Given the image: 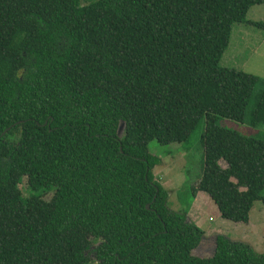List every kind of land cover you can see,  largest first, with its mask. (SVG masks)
Here are the masks:
<instances>
[{"label": "trees", "instance_id": "16d2710c", "mask_svg": "<svg viewBox=\"0 0 264 264\" xmlns=\"http://www.w3.org/2000/svg\"><path fill=\"white\" fill-rule=\"evenodd\" d=\"M261 4L0 0V264H264L223 236L195 256L206 232L170 207L149 147L204 123L193 194L250 226L264 140L219 121L264 128V78L222 65L234 24L264 29Z\"/></svg>", "mask_w": 264, "mask_h": 264}, {"label": "rangeland", "instance_id": "374dc122", "mask_svg": "<svg viewBox=\"0 0 264 264\" xmlns=\"http://www.w3.org/2000/svg\"><path fill=\"white\" fill-rule=\"evenodd\" d=\"M94 1L97 0H81V3L88 5ZM247 19L264 21V4L252 7ZM238 30H244V33L238 35ZM231 37V50L229 45L222 65L264 78V29L247 23H236L233 25ZM235 40L238 41L237 49L232 48L235 46ZM244 44H249L251 47L243 51ZM230 52L234 54L229 56L231 59L228 58L227 64L226 56ZM219 123L222 127L236 130L244 136L264 140V128L257 130L226 118H222ZM204 127L205 124L202 123L188 143L162 145L157 140L150 143L151 153L162 160L161 164L155 168V179L168 191L170 207L175 211H188L190 221L206 232L203 245L195 252V256L211 257L210 251L213 252L216 236H223L232 242L244 244L261 254L264 252L263 202L255 203L250 214V226H246L224 220L210 194L205 192L193 194V188L204 170V146L201 142ZM123 128L124 124H120V135ZM221 165L223 168L227 167L224 161H221ZM21 187L27 194V181L23 182Z\"/></svg>", "mask_w": 264, "mask_h": 264}, {"label": "crops", "instance_id": "0c3cea01", "mask_svg": "<svg viewBox=\"0 0 264 264\" xmlns=\"http://www.w3.org/2000/svg\"><path fill=\"white\" fill-rule=\"evenodd\" d=\"M240 33L243 34V33H244V30H238L237 34L239 35ZM231 38H232V37H231ZM250 47H251V45H249V44H248V45H247V44H244L243 47H242V50L244 51V50H246V49H248V48H250ZM232 48H234V49H237V48H238V41L235 40V46H234V47L232 46ZM234 49H233V50H234ZM230 50H231V40H230ZM233 50H232V51H233ZM255 52H256V50H255ZM233 54H234L233 52H230L229 55L226 56V63H227V64H228V62H229V59H231V57H229V56H232ZM228 58H229V59H228ZM232 59H233V58H232ZM232 61H233V60H232ZM197 226H199V225H197ZM199 227H200V226H199Z\"/></svg>", "mask_w": 264, "mask_h": 264}, {"label": "water", "instance_id": "95a60500", "mask_svg": "<svg viewBox=\"0 0 264 264\" xmlns=\"http://www.w3.org/2000/svg\"><path fill=\"white\" fill-rule=\"evenodd\" d=\"M151 206H148V209H150Z\"/></svg>", "mask_w": 264, "mask_h": 264}]
</instances>
